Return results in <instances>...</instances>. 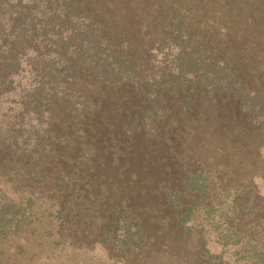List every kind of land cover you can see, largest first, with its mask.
<instances>
[{
  "label": "trees",
  "instance_id": "trees-1",
  "mask_svg": "<svg viewBox=\"0 0 264 264\" xmlns=\"http://www.w3.org/2000/svg\"><path fill=\"white\" fill-rule=\"evenodd\" d=\"M203 103L264 131V0H0V264H97L156 236L163 263L192 232L199 256L264 264L261 222L227 224L233 190L159 156L189 157Z\"/></svg>",
  "mask_w": 264,
  "mask_h": 264
},
{
  "label": "rangeland",
  "instance_id": "rangeland-1",
  "mask_svg": "<svg viewBox=\"0 0 264 264\" xmlns=\"http://www.w3.org/2000/svg\"><path fill=\"white\" fill-rule=\"evenodd\" d=\"M199 109L201 110L200 117L195 125L187 121L182 124L183 133L191 130L194 134L192 141L187 144L191 151L189 157L185 161L175 160L171 158L173 154L170 157L168 150L163 149V152L160 151L162 152L159 155L160 158L164 156L166 160H171L165 166L178 168L177 173H171L175 179L184 175H192L201 165H204L206 173L212 174L215 178L211 184L219 181L218 185L212 187L213 191L233 190L229 201L237 205L238 213L228 220L227 224L232 228L242 230L245 227L257 225L255 222L259 221V224L261 222L260 229L264 232V131L256 133L250 124L245 122L244 117H235V106L221 110L220 105L203 103ZM214 110H218L221 115L225 112L229 113L226 116L229 123L224 121L227 123L222 132L219 121H216L214 125L211 120V115L215 113ZM232 112L233 118L231 117ZM227 131L229 133L236 131V133L226 135ZM178 152L179 157L183 156L184 151ZM228 169L229 171L226 172ZM218 171L226 174L222 175ZM182 239L184 243L180 247L175 246L174 249L186 248L182 251L183 253H176L174 256L166 254L163 257V263L156 258L157 254L165 252L163 249L165 245H161L160 236L155 237V242L146 253L138 252L128 256L113 251L111 248L96 247L92 255L97 257V264H242L235 260L236 256L232 254V250L229 249L222 253V249L217 245L210 246L208 255L199 256L200 247L196 234L193 232ZM215 255L218 258H212ZM175 257L178 259L174 262L172 259Z\"/></svg>",
  "mask_w": 264,
  "mask_h": 264
}]
</instances>
